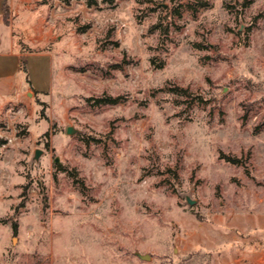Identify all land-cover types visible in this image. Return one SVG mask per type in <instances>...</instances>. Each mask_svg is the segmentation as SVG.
I'll list each match as a JSON object with an SVG mask.
<instances>
[{
	"label": "rangeland",
	"instance_id": "obj_1",
	"mask_svg": "<svg viewBox=\"0 0 264 264\" xmlns=\"http://www.w3.org/2000/svg\"><path fill=\"white\" fill-rule=\"evenodd\" d=\"M34 3L46 39L26 46L51 52L52 77L0 110V264H248L264 247V0Z\"/></svg>",
	"mask_w": 264,
	"mask_h": 264
},
{
	"label": "crops",
	"instance_id": "obj_2",
	"mask_svg": "<svg viewBox=\"0 0 264 264\" xmlns=\"http://www.w3.org/2000/svg\"><path fill=\"white\" fill-rule=\"evenodd\" d=\"M34 2L36 0H7L8 17L5 21L3 0H0V110L10 101L13 91L21 89L27 81L20 67L22 56L27 64V82L35 91L45 92L51 84V52L45 49L21 52V44L30 45L46 39L44 34L31 37L29 33L31 26L37 29L38 14L44 11ZM32 18L36 20L35 24H31ZM248 259V264H264V247L251 251Z\"/></svg>",
	"mask_w": 264,
	"mask_h": 264
},
{
	"label": "water",
	"instance_id": "obj_3",
	"mask_svg": "<svg viewBox=\"0 0 264 264\" xmlns=\"http://www.w3.org/2000/svg\"><path fill=\"white\" fill-rule=\"evenodd\" d=\"M77 132H79V130L74 128L73 126H67L66 127V133L69 134V135H74ZM41 153H42L41 149H39V148L34 149L32 157H31V160L32 161L33 160L37 161L39 156L41 155ZM54 161L57 162L58 158L55 157ZM263 182H264V178H263ZM180 195L184 198V201L188 205H193L196 202L195 199L191 198V193L190 192L181 193ZM134 254L136 256H138L140 259H149L150 258L149 254H147V253H140L139 251H134Z\"/></svg>",
	"mask_w": 264,
	"mask_h": 264
},
{
	"label": "trees",
	"instance_id": "obj_4",
	"mask_svg": "<svg viewBox=\"0 0 264 264\" xmlns=\"http://www.w3.org/2000/svg\"><path fill=\"white\" fill-rule=\"evenodd\" d=\"M3 17H4V20L7 21V17H8L7 0H3ZM30 51L32 50H30L25 44H21V52L25 53V52H30ZM33 51H36V50H33ZM20 67H21V70L26 74L25 77H26V80L28 81L27 64H26V60L24 56H22L20 59ZM116 101H117V98L112 97V96H106V97L96 99L97 103H115Z\"/></svg>",
	"mask_w": 264,
	"mask_h": 264
}]
</instances>
